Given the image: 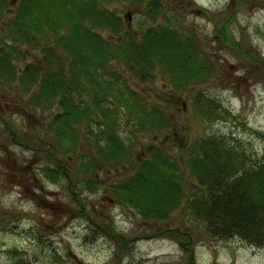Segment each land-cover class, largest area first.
I'll list each match as a JSON object with an SVG mask.
<instances>
[{
    "label": "trees",
    "instance_id": "1",
    "mask_svg": "<svg viewBox=\"0 0 264 264\" xmlns=\"http://www.w3.org/2000/svg\"><path fill=\"white\" fill-rule=\"evenodd\" d=\"M116 2L141 12L150 24L130 29L117 7H110ZM9 3L0 0V21L8 15L0 23V94L8 88L25 96L29 106L53 110L49 129L55 142L38 173L51 183L65 181L80 216L118 249L133 244L134 237L101 227L86 211L78 191L104 187L115 203L158 225L149 236L173 239L185 264H196L194 249L204 238L264 246V155L252 159L242 142L223 134L188 135L183 144L177 142L192 124L175 117L183 91L191 93L195 120L212 123L230 111L201 90L191 91L215 74V66L191 32L165 17L161 0H16L10 14ZM228 11L214 23L213 33L224 47L264 69V57L234 38V15ZM27 52H36L35 60L27 61ZM158 77L172 92H159L153 100L128 81ZM92 123L97 130L89 129L90 137L79 130ZM121 123L152 136L141 145L144 156L121 137ZM3 127L10 142L43 150L29 147L12 124ZM159 134L163 138L157 141ZM83 144L87 149L78 156ZM71 156L74 162H68ZM125 164L127 173L106 184L97 179L99 170L118 172ZM175 211L181 216L171 225ZM27 261L19 254L12 264Z\"/></svg>",
    "mask_w": 264,
    "mask_h": 264
},
{
    "label": "rangeland",
    "instance_id": "2",
    "mask_svg": "<svg viewBox=\"0 0 264 264\" xmlns=\"http://www.w3.org/2000/svg\"><path fill=\"white\" fill-rule=\"evenodd\" d=\"M161 2L165 17L177 28L191 32L214 63L215 74L194 85L191 91L201 90L230 111L228 116L212 123L195 120L189 109L191 93L183 91L178 99L181 111L175 117L178 123H188L190 119L192 124L187 137L176 136L177 142L183 144L188 135L223 134L229 141L235 138L242 142L252 159L260 158L264 155V69L224 47L213 33V25L230 10L234 15L231 22L234 38L245 50L264 57V0H244L240 4L237 0ZM15 4L16 0H10L7 13H11ZM110 7H117L121 16L130 13L125 23L132 30L150 24L141 12L129 11L119 2ZM5 16L0 23L7 19L8 15ZM159 20L163 22L162 18ZM36 55L27 52L26 60L33 61ZM128 81L132 87L144 90L142 93L151 100L159 92H172L160 77L139 84ZM3 93L0 94V264H12L19 254L28 260L27 264H185V254L173 239L149 236L150 229L158 225L115 203L104 187L96 192L78 191L86 211L101 227L134 237L133 244L118 249L94 223L80 216L79 209L69 199L65 181L51 183L38 173L55 142L49 129L53 110L29 106L25 96L11 89L5 88ZM4 122L12 124L26 138L29 147L39 146L43 150L39 153L10 142ZM89 129L97 130L93 123L88 128L79 126L90 137ZM118 132L125 142L130 139L135 143L138 156H144L141 145L152 139L148 132L136 131L123 123ZM154 137L160 141L163 134ZM86 149L83 144L77 155ZM55 152L63 156L61 151ZM71 157L68 162H74V156ZM128 167L125 164L118 172L99 170L97 179L106 184L116 175L127 173ZM180 216L175 211L169 223L172 225ZM194 250L196 264H264V246H251L237 238H204Z\"/></svg>",
    "mask_w": 264,
    "mask_h": 264
},
{
    "label": "water",
    "instance_id": "3",
    "mask_svg": "<svg viewBox=\"0 0 264 264\" xmlns=\"http://www.w3.org/2000/svg\"><path fill=\"white\" fill-rule=\"evenodd\" d=\"M197 12H199V11H197ZM129 15H130V14L127 13V16H128V17H129Z\"/></svg>",
    "mask_w": 264,
    "mask_h": 264
}]
</instances>
